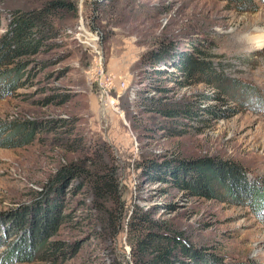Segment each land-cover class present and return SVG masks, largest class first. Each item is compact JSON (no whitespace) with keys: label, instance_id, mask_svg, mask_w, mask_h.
Segmentation results:
<instances>
[{"label":"rangeland","instance_id":"obj_1","mask_svg":"<svg viewBox=\"0 0 264 264\" xmlns=\"http://www.w3.org/2000/svg\"><path fill=\"white\" fill-rule=\"evenodd\" d=\"M46 1L0 0V36L15 10ZM67 1L74 9L57 17L59 36L22 59L20 87L0 97V119L42 125L32 143L0 147V264L54 263L49 253L22 261L5 254L30 235L44 183L62 164L96 153L109 154L118 168L120 203L79 189L77 180L64 183V222L50 239L71 245L59 264H133L127 220L135 208L153 220L157 227L150 229L168 225L182 235L179 264H264V208L243 194L236 199L148 181L142 168L146 159L170 166L203 160L213 168L238 167L247 186L264 187V2L242 11L225 0ZM170 43L174 61L194 55L246 91L225 95L172 64L174 74L161 82L170 89L152 91L146 79L152 68L142 58ZM7 62L2 68L17 63ZM139 92L182 101L194 116L173 123L142 112ZM52 118L59 126L49 131L43 124ZM79 138L84 151V145L66 149Z\"/></svg>","mask_w":264,"mask_h":264},{"label":"trees","instance_id":"obj_2","mask_svg":"<svg viewBox=\"0 0 264 264\" xmlns=\"http://www.w3.org/2000/svg\"><path fill=\"white\" fill-rule=\"evenodd\" d=\"M234 4L242 11H256L258 2L264 0H225ZM70 1L48 0L41 6L29 10H15L7 26V30L0 36V97L10 96L20 87L21 70L25 68L23 58L40 53L51 39L57 38L59 32L56 27V19L63 10H73ZM174 45L161 44L158 49L147 51L143 58V64H149L152 68L150 87L157 94H163L170 88L161 82H165V76L174 74L168 69L172 64L185 78H196L201 82H208L223 91V94L236 97L237 93L245 92V85L237 80L225 77L215 72L212 64L194 55L184 54L179 61H174L170 48ZM198 51V50H197ZM7 61H17L13 68H2ZM177 62V63H176ZM152 71V72H151ZM153 74V75H152ZM154 76L156 78H154ZM154 81V82H152ZM245 94V93H244ZM140 111L156 113L161 118L177 123L184 118L194 116V111L182 101H167L163 96H151L139 92L137 94ZM69 98H64L68 101ZM59 119H49L43 124L49 131L59 126ZM41 121L17 120L10 121L0 119V147L14 148L32 143L40 130ZM70 131V130H69ZM67 130V133L69 132ZM70 135V134H69ZM70 151H80L83 139L74 140L71 144H65ZM85 145L81 149L84 151ZM109 154H94L86 159L68 161L62 164L55 173L44 183L42 190L37 194V214L30 225V235H22L20 242L5 254L8 260L13 258L31 260L40 257V253L51 255L54 263L65 261L70 249L66 246L70 243L62 240H51L64 222L60 200L63 196V184L75 180L79 181V189L91 187L98 197L110 198L111 206H118L120 195L118 190V168L113 161L106 160ZM168 162V161H167ZM180 164L170 166L154 159H146L143 164V175L148 181L170 182L179 187L195 188L202 193H224L229 197L239 199L243 194L251 198L254 207L264 208V187L247 186L248 184L233 166L213 168L203 160L191 162V166L183 160ZM194 189V190H195ZM239 194V195H238ZM260 207H259V206ZM27 214H25V217ZM128 230L133 237L131 242L133 264H179L177 257L179 250H186V244L180 233L168 225H159L158 230L153 220L138 209H133L127 220ZM29 239V240H28ZM18 246L20 249H18ZM23 248V249H21ZM1 257V255H0Z\"/></svg>","mask_w":264,"mask_h":264}]
</instances>
